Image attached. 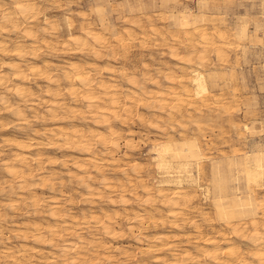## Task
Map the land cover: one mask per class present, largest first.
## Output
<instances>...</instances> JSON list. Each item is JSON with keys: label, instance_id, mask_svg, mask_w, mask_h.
Here are the masks:
<instances>
[{"label": "rangeland", "instance_id": "obj_1", "mask_svg": "<svg viewBox=\"0 0 264 264\" xmlns=\"http://www.w3.org/2000/svg\"><path fill=\"white\" fill-rule=\"evenodd\" d=\"M15 1L0 0V18L4 12L14 9ZM29 1L36 5L33 16L27 15L26 18L18 16L17 23L19 24L16 27L8 24L5 27L7 30L5 28L0 29V38H2L0 42H4L6 45V50L0 51V76L4 78L0 84V213H4L3 215L0 214V234L6 235L4 237L0 235V248L2 247L0 250L3 252L9 250L18 261L24 264H72L71 260H74L76 255L77 264H108L110 262V264H157V262L168 264L174 257L173 252L178 249L177 251L180 253L185 250L187 255L192 257L190 260L185 259L187 264H207L208 261V264H215L205 256L206 249L210 250L212 245H208L207 248L203 241L206 238H217L218 241L223 234L230 241L219 242L220 252H223L227 245L233 246L237 252L240 251L244 254L242 255L246 257V261H253L252 264H257V261L251 259L249 255L252 247L251 241H243L240 237H236L227 227H230L231 224H238L239 215L232 213V210L238 209V202L241 201L245 208L254 209L253 215L258 221L264 218V205H262L264 204V177L254 183L247 177L244 166L248 154L253 152L264 154V0ZM184 20L187 21V28L185 26L183 28L181 25ZM201 23L205 26L203 27ZM138 24H142L145 29L147 36L144 35V39L141 38L138 31ZM152 25L161 34H150ZM69 26L71 27L70 30ZM197 26L199 30L195 31ZM242 28L244 35L240 36L238 33ZM87 29L96 30L106 35V39L108 38L106 46L99 48L91 40H88L86 46L80 48L66 44L70 33L81 36ZM27 31L30 35L27 34ZM127 32H133L138 38L131 45H127L130 57L125 58L122 56L121 48L114 46V37L117 35L126 37ZM202 32L208 34L206 39ZM222 34H224L223 38L221 37ZM22 44L23 46H21ZM216 45L221 47L220 52ZM169 46H172L174 51L172 56L168 50ZM17 47L21 49L16 51L15 48ZM95 50L98 51L97 54H94ZM188 56H192V58L187 64L178 63L184 58L187 59ZM202 56L203 58H201ZM124 58L127 61H123ZM9 60L18 61L20 68L24 70L27 77L14 78V70L5 67V62ZM71 62L82 65L89 71L94 82H105L115 86L124 103L130 101L127 104L132 107L131 115L125 118L127 116L121 114V120L108 118V121H103L102 116L96 113L98 109L96 106L89 110L86 100L81 95L82 93H70L73 88L80 87L79 84L66 76ZM31 66H35L37 69L41 68L42 73H30L29 67ZM189 67L201 71L205 75L209 89L208 99L207 97L200 100L199 98H197L198 100L196 98L186 99L181 94L182 101L168 100L165 102V107L160 109L157 100L146 98L137 89L138 86L152 92L169 89L176 87L179 77L192 91L189 84ZM106 70H110L112 73ZM129 79L135 80V86L129 82ZM93 84L95 85V83ZM94 85L92 86L93 92L103 96V91ZM18 87L22 88L20 94L15 92ZM133 91H137L138 96L130 95ZM125 93L128 94L129 98L127 99L129 100L124 97ZM196 102L199 104V110H197ZM30 106L33 108L32 110ZM17 109L22 110L21 116L16 113ZM168 115L169 117H167ZM172 116L174 117L172 118ZM131 117L133 118L131 119ZM151 119L158 121V127H149L147 121ZM169 126H172V129ZM164 127L167 128V131L163 130ZM110 128L114 129L117 134L110 135ZM44 129L46 130L44 131ZM59 131L71 133L69 137H66ZM9 136L10 138H8ZM81 136H84L83 139ZM165 142L171 143L179 151L186 147V144L190 145L189 149L199 148L200 155L197 156L201 160L198 161V165L193 163L187 174L193 180H184L180 184L175 183V181L164 182L167 174L172 176V180L176 179L180 173L183 177L185 175L183 172H179L180 170L176 167L169 169L168 173H163L157 168L155 148ZM112 143L113 146H111ZM181 146L183 147L181 148ZM101 152L103 153L101 154ZM95 155L99 159H97L96 166L85 163V156L95 157ZM22 156L26 157V161H22ZM172 156L175 158L176 154H172ZM173 161L175 163L178 159H173ZM32 164L34 166H31ZM78 165H84L82 166L84 169L80 170ZM8 166L20 174L26 173L27 170L34 172V176L29 178L30 180L23 181V178L10 175ZM36 172L38 173L36 174ZM50 174H55L56 177H52ZM102 177H105L111 184H116L117 189L115 188L114 191L116 190L117 192H115L120 194L114 195V191L103 188L100 184ZM117 177L118 180H116ZM90 179L95 182L90 181ZM85 182L91 185L93 193L88 191ZM180 187L184 188V191L187 189L186 196L190 193V196L187 197L188 203L191 202V204L185 202L186 205L177 200L175 205L170 201L174 199L172 198L173 191ZM195 191L196 196L193 193ZM125 195L128 196L126 197L128 200L124 198ZM121 196L126 200L125 205L122 203L123 201L121 202ZM133 196L134 198H131ZM141 196L142 198H140ZM129 198L130 202H128ZM113 199L114 201H112ZM37 200L39 201L35 204ZM27 201L29 203L26 204ZM58 203L61 204L58 205ZM43 204L47 208H41L40 206ZM55 205L59 206L60 211H58L62 215H57L54 218L50 216V212L56 208ZM123 208L126 209L125 214H123ZM133 208L135 211L132 213ZM14 209L18 210L15 211ZM178 209L180 210L176 211ZM172 210L175 211L174 215ZM221 210H224L225 213ZM75 211L76 213H73ZM96 212L99 215L100 213L111 215L113 220L110 225L115 232H119L120 236H114L115 239H113V236L105 234L97 224H94L88 216ZM120 212L124 216L120 215ZM127 212L129 213L127 214ZM185 212H187L186 215ZM72 213L75 214V218L79 222V225L75 226L76 228L70 222ZM135 215L142 218L141 223L137 221ZM226 215L229 216V220ZM221 217L222 219H220ZM231 217L232 219H230ZM85 219H88V224H82ZM126 220L131 221L127 222ZM228 221L232 223L227 224ZM129 224L137 226H133V232L126 229ZM149 224L151 227L148 226ZM36 226H41L40 228L44 232L50 227L58 226L59 228L60 226L57 229L62 230L69 226L71 232L67 237H64L65 239L63 238L64 240L58 239L61 245L56 239L52 241V244L56 242L55 247L51 243L45 245L40 243V245L30 237ZM221 226L225 227V229L223 228L225 231ZM27 228L30 230L28 231ZM200 229L202 230L200 231ZM221 229L222 231H220ZM246 229H248L247 232L250 231V227ZM24 230L30 232L27 233L28 238H24L23 234H26ZM126 232L127 235H125ZM139 233L142 235L150 233L148 235L149 238L152 235L150 242L142 238L139 240L136 237L137 235L138 237L141 236ZM165 234L167 236H163ZM44 235L48 236L46 232ZM159 235L162 243L154 241ZM63 241L71 242L73 248L65 251L62 246L67 242L64 243ZM172 241L176 242L173 243ZM24 243L30 245V247L28 245L29 249L26 252L21 250V247L25 245ZM165 243L166 245H162ZM149 244L155 248L146 251L145 248ZM183 245L189 250L184 249ZM246 247L248 250H245ZM1 251L0 264H13L12 259ZM179 252L177 253L180 254ZM188 252L190 253L188 254ZM81 255L85 257L88 255V258L80 257ZM46 258H48V262H45ZM90 258L92 259L90 260ZM178 258L182 259L183 256L179 255ZM223 258L222 261L228 260ZM199 259L200 261H198Z\"/></svg>", "mask_w": 264, "mask_h": 264}, {"label": "bare ground", "instance_id": "obj_2", "mask_svg": "<svg viewBox=\"0 0 264 264\" xmlns=\"http://www.w3.org/2000/svg\"><path fill=\"white\" fill-rule=\"evenodd\" d=\"M11 1V0H10ZM12 1H14V0H12ZM53 2V1H52ZM4 4H5V2H3ZM13 3V2H12ZM1 7V6H0ZM35 11H36V5L33 3V2H31V1H29V0H16L15 1V3H14V9L13 10H8V11H6V12H4L2 15H1V18H0V29H4L8 24H12V26H14V27H16L17 26V24H19V23H17V18H18V16L19 17H21V18H26L27 17V15L29 16V17H31V16H33L34 14H35ZM73 11V10H72ZM38 13V12H37ZM38 15V14H37ZM89 16V15H88ZM35 17H36V15H35ZM46 17V16H45ZM128 17V16H127ZM34 18V17H33ZM67 19V18H66ZM125 19V18H124ZM19 20V19H18ZM49 20V19H48ZM27 21H28V19H27ZM30 21V20H29ZM175 21V20H174ZM180 21H181V19H180ZM210 21H211V19H210ZM44 22V21H43ZM123 22H125V21H123ZM212 22V21H211ZM33 23V22H32ZM174 23H176V22H174ZM179 23V22H178ZM68 24V23H67ZM171 24H172V21H171ZM215 24V23H214ZM27 25V24H26ZM98 25V24H97ZM175 25V24H174ZM181 25H182V27L183 26H185L186 27V25H187V21L186 20H184V21H182V23H181ZM180 25V26H181ZM201 25H202V23H201ZM203 26V25H202ZM205 26V25H204ZM203 26V27H204ZM236 26V25H235ZM238 26V25H237ZM10 27V26H9ZM26 27V26H25ZM29 27V26H28ZM181 27V28H182ZM19 28V27H18ZM24 28V27H23ZM175 28H178L177 26H175ZM184 28V27H183ZM187 28V27H186ZM239 28V27H238ZM6 29V28H5ZM71 29V27L69 26V30ZM203 29V28H202ZM7 30V29H6ZM33 30V29H32ZM199 30V27L197 26L196 28H195V31H198ZM209 30V29H208ZM207 30V31H208ZM247 30V29H246ZM131 31H133V30H131ZM138 31L140 32V34H141V38H143L144 37V35H146L145 34V29H144V27H143V25L142 24H138ZM194 31V32H195ZM223 31V30H222ZM77 32V31H76ZM174 32V31H173ZM205 32V31H204ZM209 32V31H208ZM235 32V31H234ZM119 33V32H118ZM158 33H160V32H158V30L155 28V27H153V25L150 27V34H152V35H156V34H158ZM198 33V32H197ZM27 34H29L30 35V33L27 31ZM81 34V33H80ZM121 34V33H120ZM161 34V33H160ZM169 35H170V33H168ZM173 34V33H172ZM235 34V33H234ZM202 35L204 36V38L206 39V37H207V35L208 34H205V33H203L202 32ZM238 35H240V36H242V35H244V29L242 28L240 31H239V33H238ZM125 36L126 37H124V36H122V35H117V36H115L114 37V46L116 45V46H119V48H121V51H122V56H124L125 58H127V57H130V53H128V48H127V45L128 44H130L131 45V43H133V41L134 40H136L137 38H138V36L136 35V34H134L133 32H127L126 34H125ZM147 36V35H146ZM223 36H224V34H222L221 35V37L223 38ZM33 37V36H32ZM149 37V36H148ZM209 37V36H208ZM6 38V37H5ZM16 38V37H15ZM167 38V37H166ZM1 40H2V38H0ZM13 39V38H12ZM108 39V38H107ZM106 39V35H104V34H102L101 32H99V31H96V30H92V29H87V30H85L83 33H82V35L81 36H75V35H73L72 33H70L69 34V36H68V38H67V42H66V44L67 45H70V44H72V45H74V46H76V47H78V48H80V47H83V46H86L87 44H88V40H91V42H93L94 44H96L99 48H103V47H105L106 46V44H107V42H108V40ZM144 39V38H143ZM165 39V38H164ZM152 40H154V39H152ZM142 42H143V40H141ZM148 41V40H147ZM146 42V41H145ZM29 43V42H28ZM148 43V42H147ZM37 44V43H36ZM169 44V43H168ZM219 44V43H218ZM221 44H223V43H221ZM41 45V44H40ZM9 46V45H8ZM21 46H23V44L21 45ZM165 46V45H164ZM233 46V45H232ZM35 47V46H34ZM134 47V46H133ZM235 47V46H234ZM216 48H217V50L220 52L221 50V47L219 46V45H216ZM21 48L20 47H17V48H15V50L16 51H19ZM6 50V45H5V43L4 42H0V51H5ZM168 50L170 51V56H172V55H174V51H173V49H172V46H169L168 47ZM55 51V50H54ZM98 53V51L97 50H95L94 51V54H97ZM19 56H20V54H18ZM220 56V55H219ZM223 56V55H222ZM37 57H38V55H37ZM119 57V56H118ZM141 57V56H140ZM144 57V56H143ZM125 58L123 59V61H127V60H125ZM191 58H192V56H188V58L187 59H183V58H181V59H183V60H180V61H178V63H182V64H187L190 60H191ZM197 58V57H196ZM201 58H203V56L201 57ZM221 59V58H220ZM118 60V59H117ZM29 61V60H28ZM25 62V61H24ZM36 62V61H35ZM34 62V63H35ZM87 62V61H86ZM138 62H139V60H138ZM26 63V62H25ZM31 63H32V61H31ZM47 63H48V60H47ZM60 64V63H59ZM86 65V64H85ZM178 66H180V65H178ZM5 67L6 68H8V69H11V70H14V78H26L27 77V75L24 73V70L23 69H21L20 68V65H19V62L18 61H16V60H13V61H6L5 62ZM25 68H26V66H25ZM46 68V67H45ZM121 68V67H120ZM137 68V67H136ZM181 68H182V66H181ZM188 68V67H187ZM186 68V69H187ZM122 69H124V68H122ZM127 69V68H126ZM29 70H30V73H32V74H35V73H37V74H41L42 73V70H41V68L40 69H37L35 66H31V67H29ZM67 70V69H66ZM185 70V69H184ZM107 72H110V73H112L110 70H106ZM105 71V72H106ZM115 71V70H114ZM118 71H119V69H118ZM121 71V70H120ZM127 71H128V69H127ZM131 71V70H130ZM7 72V71H6ZM49 72V71H48ZM123 72H124V70H123ZM47 73V72H46ZM128 73H129V71H128ZM128 73H127V75H128ZM188 73L190 74V80H189V84H190V86H191V88H192V91L190 90V89H188V86L187 85H185L184 83H183V81L181 80V79H179V77H178V80H177V84H176V87H170L169 89H161V90H156V91H146V90H144L143 89V87H141V86H138V90L146 97V98H149V99H155V100H157L158 101V103H159V108L160 109H162V108H164L165 107V105H166V101L168 102V100H178V101H182V98L180 97L181 96V94H183L184 96H185V98L186 99H190V98H196V100H198L197 98H199V100L201 99V98H203V97H207V94L209 95V89H208V86H207V80H206V77H205V75L201 72V71H198V70H196V69H193V68H191V67H189V71H188ZM130 75H132V74H130ZM171 75V74H170ZM66 76L68 77V78H70V79H72L74 82H76L77 84H79L78 86H80V87H78L77 89L76 88H73L72 90H71V92L70 93H72V94H74L75 92H78V93H82L81 95H82V97L86 100V102H87V107L89 108V110H90V108H92L93 106H96V108H98L97 110H96V113H98V114H100L101 116H102V120L103 121H108V118H113V119H120L121 120V116L122 115H124V116H127V117H125V118H128V115H131V113H132V107H131V105H129V104H127L128 102H130V101H128L127 103H124V101L121 99V97L119 96V90L115 87V86H113V85H110V84H107V83H105V82H94L93 81V79L91 78V76H90V74H89V71H87L82 65H79V64H77V63H73V62H71L70 64H69V67H68V70H67V73H66ZM93 76V75H92ZM192 76V77H191ZM38 77V76H37ZM101 77V76H100ZM110 77V76H109ZM167 78H171L170 76H166ZM155 78V77H154ZM2 79H4L3 78V76H0V84H2ZM5 80H7V79H5ZM106 80V79H105ZM150 80H153V79H151L150 78ZM172 80V79H171ZM170 80V81H171ZM110 81V80H109ZM158 81V80H157ZM117 82V81H116ZM129 82H131V84L132 85H134L135 86V80L133 79H129ZM7 83V82H6ZM93 83H95V85L93 84ZM111 83V82H110ZM155 83V82H154ZM111 84H113V83H111ZM115 84V83H114ZM157 84V83H156ZM97 86L100 90H102L103 91V96H100V95H97V94H95L94 92H93V89H92V86ZM117 85V84H116ZM33 86V85H32ZM74 87V86H73ZM145 87V86H144ZM54 88V87H53ZM79 88H80V90H79ZM2 89V88H1ZM27 89H28V87H27ZM136 89V90H137ZM32 90V89H31ZM39 90V89H38ZM58 90V89H57ZM126 90V89H125ZM61 91V90H60ZM15 92L16 93H18V94H20V93H22V88H17L16 90H15ZM37 92H39V91H37ZM36 92V93H37ZM127 92V91H126ZM67 93V92H66ZM138 92L137 91H133V93H130V95L132 94V96H138V94H137ZM211 93V92H210ZM223 93V92H222ZM232 93H234V92H232ZM2 94V93H1ZM5 94V93H4ZM4 94H3V96H4ZM212 94V93H211ZM215 94V93H214ZM221 94V93H220ZM125 96V98H126V100H129V99H127V98H129V96H128V94L127 93H125L124 94ZM2 96V97H3ZM46 96H48V95H46ZM140 97V96H139ZM131 98V97H130ZM209 97H207V99H208ZM5 99V98H4ZM3 99V100H4ZM47 99V98H46ZM134 99V98H133ZM226 99V98H225ZM6 100V99H5ZM9 100V99H8ZM218 100V99H217ZM147 101V100H146ZM145 101V102H146ZM156 101V102H157ZM6 102V101H5ZM8 102V101H7ZM10 102V101H9ZM40 102V101H39ZM155 102V103H156ZM221 102V101H220ZM153 103V102H152ZM176 103V102H175ZM197 103V102H196ZM213 103V102H212ZM106 104H108V105H106ZM151 104V103H150ZM149 104V105H150ZM213 104H215V103H213ZM8 105H9V103H8ZM148 105V106H149ZM175 105V104H174ZM181 105V104H180ZM193 105V104H192ZM199 104L197 103V110H199L198 109V106ZM32 106V105H31ZM31 106H30V109L32 110L33 108H31ZM152 107V106H151ZM155 107V106H154ZM193 107V106H192ZM5 108V107H4ZM50 108H52V107H50ZM178 108V107H177ZM176 108V109H177ZM159 109V110H160ZM37 110V109H36ZM54 110H55V108H54ZM139 110V109H138ZM180 110V109H179ZM137 111V110H136ZM153 111V110H152ZM165 111V110H164ZM12 112H14V111H12ZM21 112H22V110H16V113H18L20 116H21ZM155 112V111H154ZM154 112H153V115H154ZM163 112V111H162ZM169 112V111H168ZM25 113V112H24ZM23 113V114H24ZM139 114H140V112H138ZM175 113V112H174ZM179 113H181V112H179ZM43 114V113H42ZM122 114V115H121ZM138 114V115H139ZM142 114V113H141ZM162 114V113H161ZM174 115V114H173ZM25 116V115H24ZM27 116V115H26ZM176 116V115H175ZM28 117V116H27ZM41 117V116H40ZM144 117V116H143ZM158 117V116H157ZM167 117H169V115L167 116ZM174 116H172V118H173ZM181 117V116H180ZM133 117H131V119H132ZM165 118H166V116H165ZM164 118V119H165ZM152 119H155V118H153L152 117ZM148 120L147 122H148V125H149V127H151V128H155V127H158V121H156V120ZM164 119H162V120H164ZM28 120V119H27ZM147 120V119H146ZM122 121H123V119H122ZM127 121V120H126ZM136 121V120H135ZM166 121H168V120H166ZM169 121H170V118H169ZM172 121V120H171ZM28 122V121H27ZM174 122V121H173ZM30 123V122H29ZM120 123V122H119ZM123 123H124V121H123ZM133 123H135L134 121H133ZM140 123H142V122H140ZM163 123H164V121H163ZM112 124V123H111ZM111 124H109V125H111ZM116 124V123H115ZM166 124H168V123H166ZM165 124V125H166ZM197 124V123H196ZM18 125V124H17ZM164 125V126H165ZM199 125V124H198ZM19 126V125H18ZM57 126V125H56ZM108 126V125H107ZM116 126V125H115ZM27 127V126H26ZM53 127V126H52ZM76 127V126H75ZM95 127V126H94ZM169 127H171V129H172V126H169ZM169 127H168V129H169ZM45 128V127H44ZM59 128V127H58ZM74 128V127H73ZM114 128V127H113ZM119 128V127H118ZM129 128V127H128ZM161 128V127H160ZM165 128V127H164ZM18 129V128H17ZM34 129V128H33ZM63 129V128H62ZM72 129V128H71ZM95 129H97L96 127H95ZM167 128H165V129H163V130H166ZM37 130V129H36ZM46 129H44V131H45ZM64 130V129H63ZM70 130V129H69ZM75 130V129H74ZM57 131H58V129H57ZM71 131V130H70ZM78 131V130H77ZM132 131V130H131ZM167 131V130H166ZM165 131V132H166ZM35 132V131H34ZM37 132V131H36ZM51 132V131H50ZM60 132V134H64V135H66V137H69L70 136V133L71 132H67V131H59ZM44 133V132H43ZM58 133V132H57ZM84 133V132H83ZM104 134V133H103ZM109 134L110 135H115V134H117L116 132H115V130L114 129H112V128H110V130H109ZM128 134H130L129 132H128ZM163 134V133H162ZM1 135V134H0ZM49 135V134H48ZM8 136V135H7ZM14 136V135H13ZM12 136V137H13ZM46 136V135H45ZM49 136H52L51 134L49 135ZM104 136V135H103ZM117 136V135H116ZM2 137V136H1ZM3 137H4V135H3ZM64 137V136H63ZM79 137V136H78ZM82 137V139H83V137L84 136H81ZM7 138V137H6ZM8 138H10V136L8 137ZM20 138V137H19ZM18 138V139H19ZM31 139H32V137H30ZM80 138V137H79ZM111 138V137H110ZM115 138V137H114ZM13 139V138H12ZM11 139V140H12ZM15 139V138H14ZM21 139V138H20ZM37 139V138H36ZM63 139V138H62ZM61 139V140H62ZM104 139V138H103ZM102 139V140H103ZM167 139V138H166ZM1 140V139H0ZM8 140V139H7ZM16 140V139H15ZM50 140V139H49ZM69 140V139H68ZM98 140H100V139H98ZM104 140H106V139H104ZM109 140V139H108ZM120 140V139H119ZM12 141H14V140H12ZM32 141H34L33 139H32ZM31 141V142H32ZM39 141H41V140H39ZM46 141V140H45ZM44 141V142H45ZM64 141V140H63ZM126 141V140H125ZM43 142V141H42ZM73 142V141H72ZM75 142V141H74ZM21 143V142H20ZM23 143V142H22ZM40 143V142H39ZM59 143V142H58ZM64 143V142H63ZM103 143V142H102ZM104 143H105V141H104ZM108 143V142H107ZM117 143V142H116ZM127 143V142H126ZM133 143V142H132ZM28 144H30V143H28ZM41 144V143H40ZM59 144H62V143H59ZM97 144V143H96ZM156 144H157V142H156ZM186 144V143H185ZM32 145V144H31ZM36 145H38V144H36ZM82 145V144H81ZM105 145H107V144H105ZM114 144L112 143L111 144V146H113ZM184 145V144H183ZM34 146H35V144H34ZM88 146V145H87ZM91 146V145H90ZM189 146L190 145H188V144H186V147H184V148H182L183 146H181V151H179L178 149L176 150L174 147H173V145L171 144V143H169V142H165V143H161V144H159L156 148H155V154H156V161H157V163H156V166H157V168L159 169V170H161L163 173H168L169 171V169H172V168H174V167H176V168H178L180 171L179 172H183V174H185L184 175V177H183V175H181V173H180V175H177V178L176 179H171V175H168L167 174V176L165 177V179H164V182H166V183H168V182H172V181H175V183H178V184H180V183H182L184 180H186V181H190V180H193V178L191 179L190 177H189V175H187L188 174V172H189V170H190V167H191V165L194 163V164H197L198 163V161L199 160H201L200 159V157H198L197 155L199 154L200 155V152H199V148L198 149H189ZM82 147V146H81ZM84 147V146H83ZM129 147V146H128ZM26 148V147H25ZM96 148V147H95ZM105 148V147H104ZM109 148V147H108ZM115 148V147H114ZM154 148V147H153ZM82 149V148H81ZM84 149H85V147H84ZM109 150V149H108ZM115 150H118V149H115ZM14 151V150H13ZM99 151V150H98ZM104 151V150H103ZM19 152V151H18ZM109 152V151H108ZM83 153V152H82ZM87 153V152H86ZM103 152H101V154H102ZM19 154H20V152H19ZM93 154H94V152H93ZM92 154V155H93ZM105 154V153H104ZM112 154V153H111ZM172 154H176V157L174 158L173 156H172ZM245 154V153H244ZM21 155H23V153H21ZM25 155V154H24ZM26 156H28V155H26ZM101 156V155H100ZM109 156H111L110 154H109ZM32 157V156H31ZM56 157V156H55ZM104 157V156H103ZM106 157V156H105ZM85 158H86V160H84L83 158V160L85 161V163H87V164H94L95 166H96V162L99 160L98 158H96V155H95V157L94 156H89V157H86L85 156ZM182 159V160H179V159ZM98 159V160H97ZM117 159V158H116ZM173 159H178V161H176L175 163H173L174 161H173ZM32 160V159H31ZM113 160V159H112ZM115 160V159H114ZM242 160H243V158H242ZM241 160V161H242ZM22 161H26V157L25 156H22ZM110 161H111V158H110ZM31 162V161H30ZM52 162H53V159H52ZM63 162V161H62ZM66 162V161H65ZM74 162V161H73ZM113 162V161H112ZM117 162V161H116ZM116 162H114V163H116ZM7 163V162H6ZM11 163H12V159H11ZM19 163V162H18ZM10 164V163H9ZM83 164V163H82ZM174 164H175V166H174ZM8 165V164H7ZM75 165V164H74ZM99 165V164H98ZM119 165H120V163H119ZM198 165V164H197ZM20 166V165H19ZM30 166V165H29ZM28 166V167H29ZM31 166H34L33 164L31 165ZM82 166H84V165H82ZM81 165H78V168L80 169V170H83L84 169V167H82ZM104 166V168H106V166L105 165H103ZM102 166V167H103ZM244 166H245V170H246V175H247V177L249 178V179H251L254 183H256L258 180H260L261 178H263L264 177V154L262 153V152H253V153H250V154H248L247 156H246V161H245V163H244ZM18 167V166H17ZM16 167V168H17ZM27 167V168H28ZM74 167V166H73ZM114 167H116V166H114ZM121 168H122V166H120ZM197 167V166H196ZM29 168H31V167H29ZM41 168V167H40ZM77 168V167H76ZM88 168V167H87ZM233 168V167H232ZM53 169V168H52ZM96 169V168H95ZM118 169V168H117ZM19 170V169H18ZM30 170V169H29ZM98 170V169H97ZM121 170V169H120ZM119 170V171H120ZM21 171V170H20ZM40 171V170H39ZM118 171V170H117ZM171 171V170H170ZM8 172H9V174L10 175H12L13 177H20V178H23V181L25 180H27V179H29V178H32L34 175H33V173L32 172H28V170H27V172L26 173H19L17 170H15L14 168H9V166H8ZM53 172H56V171H53ZM127 172V171H126ZM38 172H36V174H37ZM59 173V172H58ZM102 173V172H101ZM55 174H57V173H55ZM54 174V175H55ZM128 174V173H127ZM134 174V173H133ZM46 175V174H45ZM48 175V174H47ZM51 175V174H50ZM54 175H51L52 177H56V175L54 176ZM92 175V174H91ZM11 176V177H12ZM39 176H41V175H39ZM124 176H125V174H124ZM58 177V176H57ZM72 177H73V175H72ZM80 178H81V176H79ZM107 177V176H106ZM80 178H79V180H80ZM96 179H98L97 177H95ZM95 178H93V180L95 179ZM132 178V177H131ZM185 178V179H184ZM14 179V178H13ZM46 179V178H45ZM88 179H89V177H88ZM92 179V178H91ZM90 179V181H93V180H91ZM96 179H95V181H96ZM141 179V178H140ZM6 180V179H5ZM30 180V179H29ZM44 180V179H43ZM116 180H118V177H117V179ZM47 181V180H46ZM95 181H93V182H95ZM120 181V180H119ZM122 181V180H121ZM126 181V180H125ZM131 181V180H130ZM10 182H11V180H10ZM30 182V181H29ZM53 183H54V181H52ZM88 182V181H87ZM117 182V181H116ZM140 182H141V180H140ZM24 183V182H23ZM37 183V182H36ZM56 183V182H55ZM60 183V182H59ZM78 183V182H77ZM86 183V182H85ZM113 183V182H112ZM192 183H193V181H192ZM5 184V183H4ZM20 184V183H19ZM42 184H43V181H42ZM87 184V189H88V191H90V192H92V187H91V185L89 184V183H86ZM100 184H101V186H103V188H105V189H107L108 191H114V189L116 188L115 187V185L116 184H111L110 182H108L107 180H106V178L105 177H102L101 179H100ZM119 184V183H118ZM6 185H7V183H6ZM28 185V184H27ZM30 185V184H29ZM35 185V184H34ZM37 185H38V183H37ZM51 185H53V184H51ZM199 185V184H198ZM3 186H5V185H3ZM2 186V187H3ZM22 186H24V185H22ZM41 186V185H40ZM125 186V185H124ZM194 186V185H193ZM20 187V186H19ZM29 187V186H28ZM191 187V186H190ZM21 188V187H20ZM42 188V187H41ZM44 188V187H43ZM54 188V187H53ZM52 188V189H53ZM95 188V187H94ZM119 188V187H118ZM148 188V187H147ZM175 188V187H174ZM201 188V187H200ZM12 189V188H11ZM24 189V188H23ZM117 189V188H116ZM202 189V188H201ZM14 190V189H13ZM17 190H19V189H17ZM128 190V189H127ZM133 190V189H132ZM135 190V189H134ZM133 190V191H134ZM138 190V189H137ZM136 190V191H137ZM173 190V189H172ZM186 191H187V189H185ZM198 190V189H197ZM98 191V190H97ZM116 191V190H115ZM114 191V192H115ZM186 191H184V188H182V187H180V188H177V189H175L174 191H173V193H172V198H174V199H172V200H170V201H172V204H177V200L178 201H182L183 203H185V202H187L188 203V201H189V199H188V195L190 194H188L187 196H186ZM194 191V190H193ZM17 192V191H16ZM117 192V191H116ZM114 193V195L115 194H120V193ZM121 192V191H120ZM132 192V191H131ZM149 192V191H148ZM153 192V191H152ZM166 192V191H165ZM8 193V192H7ZM87 193V192H86ZM85 193V194H86ZM93 193V192H92ZM96 193V192H95ZM129 193V192H128ZM137 193V192H136ZM150 193V192H149ZM160 193V192H159ZM159 193H157V194H159ZM194 194L196 193V191L195 192H193ZM124 194V193H123ZM132 194V193H131ZM154 194V193H153ZM166 194V193H165ZM89 195V194H88ZM113 195V194H112ZM137 195V194H136ZM150 195V194H149ZM191 195H192V193H191ZM62 196V195H61ZM86 196V195H85ZM90 196V195H89ZM88 196V197H89ZM118 196V195H117ZM116 196V197H117ZM123 196V195H122ZM122 196L120 197V198H122ZM128 196H129V194H128ZM128 196H126L125 195V199H127L126 197H128ZM135 196V195H134ZM134 196L133 197H131V198H134ZM160 196V195H159ZM190 196V195H189ZM195 196H196V194H195ZM101 197V196H100ZM166 197V196H165ZM16 198V197H15ZM22 198H24V197H22ZM35 198V197H34ZM102 198V197H101ZM100 198V199H101ZM110 198V197H109ZM118 198V197H117ZM124 198H122V200H121V202L122 203H124V205H125V202H126V200L124 199ZM136 198V197H135ZM140 198H142V196L140 197ZM139 198V199H140ZM148 198H149V196H148ZM196 198V197H195ZM194 198V199H195ZM264 198V197H263ZM36 199V198H35ZM137 199V198H136ZM146 199H147V197H146ZM85 200H87V199H85ZM128 200V199H127ZM215 200V199H214ZM31 201V200H30ZM38 201L39 200H37V202L35 203L34 201H33V204L35 203V204H37L38 203ZM90 201V200H89ZM112 201H114V199L112 200ZM238 201H240V200H238ZM263 201V200H262ZM45 202V201H44ZM65 202V201H64ZM128 202H130V198H129V201ZM193 202V201H192ZM27 203H29L28 201L26 202V204ZM43 203V202H42ZM72 203V202H71ZM119 203V202H118ZM144 203V202H143ZM149 203V202H148ZM183 203H180V204H183ZM263 203V202H262ZM5 204V203H4ZM11 204V203H10ZM26 204H25V206H26ZM44 204H46V203H44ZM44 204H43V206H40L41 208H47V207H45L44 206ZM54 204V203H53ZM56 204V203H55ZM59 204H61V203H58V205ZM147 204V203H146ZM153 204V203H152ZM186 204V203H185ZM188 204H191V202L190 203H188ZM42 205V204H41ZM50 205V204H49ZM58 205H55V209L54 210H52L51 212H50V216H52V217H56L57 215L59 216V215H62V214H60L59 213V206ZM92 205V204H91ZM187 205V204H186ZM260 205V204H259ZM262 205H264V204H262ZM32 206H34V205H32ZM36 206V205H35ZM48 206V205H47ZM57 206H58V209H57ZM194 206V205H193ZM239 208L238 209H235V210H232V213H236V214H238L239 215V218L238 217H236V218H238V224H231L229 221L227 222V224H231V226L230 227H227V229L228 228H230L231 229V232L233 233V235H235L236 237H240L243 241H246V240H250L251 241V243H250V245L252 246L251 247V250H250V253H249V255L251 256L250 258L252 259H255L256 261H257V264H264V218L263 219H259V221H258V219H256L255 217H254V209H251V210H249L248 208H245L244 206V203L241 201V202H238V205H237ZM39 207V208H40ZM53 207H54V205H53ZM67 207V206H66ZM170 207V206H169ZM188 207V206H187ZM20 208H23V207H20ZM100 208V207H99ZM125 208V207H124ZM123 208V209H124ZM175 208V207H174ZM181 208V207H180ZM184 208V207H183ZM194 208V207H193ZM261 208V207H260ZM19 209V208H18ZM18 209H16V210H18ZM52 209V208H51ZM101 210H104V209H102V208H100ZM126 209H128L127 207H126ZM126 209H124V212H123V214H125L126 212ZM134 209V208H133ZM188 209V208H187ZM198 209H199V207H198ZM15 210V209H14ZM15 210V211H16ZM19 210H21V209H19ZM35 210V209H34ZM37 210H39L38 209V207H37ZM41 210V209H40ZM59 210V211H58ZM65 210V209H64ZM119 210V209H118ZM130 210V209H129ZM175 210V209H174ZM174 210H172L171 212H172V214L175 212ZM180 209H178V210H176V211H179ZM182 210V209H181ZM23 211V210H22ZM28 211H30V210H28ZM42 211H43V209H42ZM42 211H41V214H42ZM71 211H72V209H71ZM91 211V210H90ZM89 211V212H90ZM123 211V210H122ZM131 211V210H130ZM135 211V209L134 210H132V213ZM138 211V210H137ZM147 211V210H146ZM195 211H197V210H195ZM221 211H223L224 213H225V211L224 210H221ZM33 212H35V211H33ZM38 212V211H37ZM82 212V211H81ZM93 212V211H92ZM95 212V211H94ZM98 212V211H97ZM96 212V213H97ZM100 212V211H99ZM105 213H106V211H104ZM118 212V211H117ZM149 212V211H148ZM170 212V213H171ZM181 212V211H180ZM192 212V211H191ZM26 213V212H25ZM73 213H76V211L75 212H73ZM73 213H72V215H73ZM91 214V215H89L88 217L91 219V221H93L94 222V224H97L102 230H103V232L105 233V234H107V235H111V236H116L117 237V235H119V232H115L114 231V229L111 227V225H110V223L112 222V217H111V215H109V214H102V213H100V215H99V213H97V214ZM108 213V212H107ZM119 213V212H118ZM129 212H127V214H128ZM167 213H168V211H167ZM181 213H183V212H181ZM190 213V212H189ZM196 213V212H195ZM201 213V212H200ZM223 213V214H224ZM226 213H227V211H226ZM229 213V212H228ZM1 215H3L4 213L2 212V213H0ZM34 214V213H33ZM78 214V213H77ZM90 214V213H89ZM111 214V213H110ZM122 213L120 212V215H121ZM122 214V215H123ZM176 214H178V213H176ZM184 214V213H183ZM187 214V212H185V215ZM235 214V215H236ZM36 215V214H35ZM34 215V216H35ZM84 215V214H83ZM130 215V214H129ZM174 215V214H173ZM179 215H182V214H180L179 213ZM178 215V216H179ZM256 215V214H255ZM79 216H81V215H79ZM113 216H115V215H113ZM124 216V215H123ZM122 216V217H123ZM176 216V215H175ZM202 216V215H201ZM224 216V215H223ZM227 216V215H226ZM4 217V216H3ZM32 217V216H31ZM77 217V216H76ZM83 217V216H82ZM131 217V216H130ZM187 217H188V215H187ZM191 217V216H190ZM229 216H227V218H228ZM235 217V216H234ZM33 218V217H32ZM83 218H85V217H83ZM118 218V217H117ZM135 218L137 219V221H139L140 223L142 222V218H140V217H138V215H135ZM163 218V217H162ZM224 218V217H223ZM28 219V218H27ZM63 219V218H62ZM70 222L72 223V226L74 225V228H76L75 226L76 225H79V222H78V220L75 218V214L73 215V216H70ZM79 219V218H78ZM121 219V218H120ZM119 219V220H120ZM126 219H130V218H126ZM132 219V218H131ZM170 219V218H169ZM220 219H222V217L220 218ZM230 219H232V217L230 218ZM4 220V219H3ZM88 220V219H87ZM86 219H85V221L84 222H82V224H88ZM145 219L143 218V221H144ZM163 220V219H162ZM164 220H166L165 218H164ZM172 220V219H171ZM175 220V219H174ZM180 220H182V219H180ZM184 220V219H183ZM228 220H229V218H228ZM233 220H235V219H233ZM6 221V220H5ZM116 221V220H115ZM122 221V220H121ZM127 221V220H126ZM128 221H131V220H128ZM127 221V222H128ZM160 222H161V220H159ZM159 222V223H160ZM168 222V221H167ZM177 222V221H176ZM184 222V221H183ZM182 222V223H183ZM190 222V221H189ZM56 223V222H55ZM114 223H116V222H114ZM126 223V222H125ZM130 223V222H129ZM188 223V222H187ZM4 224H6V223H4ZM36 224H37V222H36ZM67 224V223H66ZM91 224V223H90ZM89 224V225H90ZM118 224V223H117ZM116 224V225H117ZM122 224V223H121ZM131 224H133V223H131ZM143 224V223H142ZM147 224H148V222H147ZM180 224V223H179ZM178 224V225H179ZM192 224V223H191ZM220 224H222V223H220ZM226 224V223H225ZM58 225V224H57ZM120 225V224H119ZM127 225V224H126ZM125 225V226H126ZM170 225V224H169ZM182 225H184V224H182ZM199 225V224H198ZM7 226V225H6ZM134 226V225H133ZM133 226L132 225H130L129 224V226H127V228L126 229H128L130 232H133L132 230H133ZM148 226H150V224L148 225ZM225 226V225H224ZM19 227V226H18ZM41 227V226H40ZM40 227H38V226H36L35 228H34V231L30 234V237L35 241V242H37V243H42V244H46V243H51L52 244V241L54 240V239H56V241L58 240V239H63L65 236L67 237V235L68 234H70V229H69V226H66L64 229H62V230H58L59 228H60V226H59V228H58V226H56V227H50V228H48V229H46L45 230V232H46V234H48V236H46V235H44L45 234V232L43 231V230H41V228ZM89 227V226H88ZM115 227V226H114ZM124 227V226H123ZM134 227H137V226H134ZM151 227V226H150ZM156 227H157V225H156ZM222 227V229L224 228L225 229V227H223V226H221ZM247 227H250V231L249 232H247V230L248 229H246ZM11 228V227H10ZM58 228V229H57ZM73 228V227H72ZM141 228V227H140ZM200 228H201V226H200ZM19 229V228H18ZM28 229V228H27ZM79 229V228H78ZM82 229V228H81ZM97 229H99V228H97ZM116 229H117V227H116ZM124 229V228H123ZM135 229V228H134ZM142 229H144V228H142ZM222 229L220 230V231H222ZM223 229V230H224ZM244 229H245V231H246V233H245V231H244ZM20 230V229H19ZM22 230H23V228H22ZM30 229H28V231H29ZM118 230V229H117ZM120 230H121V228H120ZM202 229H200V231H201ZM217 230V229H216ZM9 231V230H8ZM82 231V230H81ZM97 231V230H96ZM137 231V230H136ZM135 231V232H136ZM145 231V230H144ZM205 231V230H204ZM211 231H213V230H211ZM211 231H210V233H211ZM219 231V230H218ZM225 231V230H224ZM3 232V231H2ZM10 232V231H9ZM19 232V234H20V231H18ZM24 232L26 233V234H23V236H24V238H28V235H27V233H30V232H26L25 230H24ZM23 232V233H24ZM75 231H73V233H74ZM78 232V231H77ZM124 232V231H123ZM141 232H142V230H141ZM199 232V231H198ZM198 232H196V233H198ZM6 233V232H5ZM11 233H13V232H11ZM14 233H15V231H14ZM76 233V232H75ZM79 233V232H78ZM77 233V234H78ZM98 233V232H97ZM146 233V232H145ZM163 233V232H162ZM205 233V232H204ZM213 233V232H212ZM215 233V232H214ZM224 233V232H223ZM79 234H81V232L79 233ZM83 234H85V233H83ZM96 234V233H95ZM141 236H139L138 237V235L136 236L139 240H140V238H142V239H144L145 241H148V242H150L149 240H150V238H151V236H150V238H149V236L148 235H150V233L148 234V235H146V234H144V235H142L141 233H139ZM152 234H153V232H152ZM170 234V233H169ZM180 234V233H179ZM178 234V235H179ZM182 234V233H181ZM207 234H209V233H207ZM217 234V233H216ZM222 234V233H221ZM220 234V235H221ZM0 235H3V233H1ZM10 235V234H9ZM16 235V234H15ZM71 235H72V233H71ZM92 235H94L93 233H92ZM125 235H127V232H126V234ZM4 236H6V235H3V237ZM18 236V235H17ZM20 236V235H19ZM98 236V235H97ZM120 236V235H119ZM118 236V237H119ZM121 236H122V233H121ZM147 236H148V238H147ZM163 236H167L166 234L165 235H163ZM190 236V235H189ZM222 237H219V238H221V239H219L218 241L216 240L217 238H214V239H211V238H206V239H204V241H203V244L204 245H207V248H208V245H212V247H211V249L210 250H207L206 249V251H205V256L207 257V258H209L210 259V261H212V263L214 262L215 264H237V263H241V264H252V262H248V261H246V257L245 256H243L244 254L243 253H241L240 251L239 252H237L235 249H234V247L233 246H228L227 245V247L226 248H224L223 250V252H220V247H219V242L221 241V242H225V241H227L228 239H227V237L225 236V235H221ZM16 237V236H15ZM86 237V236H85ZM89 237V236H88ZM99 237V236H98ZM105 237V236H104ZM108 237V236H107ZM130 237V236H129ZM135 237V238H136ZM178 237V236H177ZM16 238H18V237H16ZM74 238V237H73ZM76 238H77V236H76ZM155 238V237H154ZM160 238H161V236L159 235L158 237H156V240H154V241H158V242H161L160 241ZM169 238H170V236H169ZM202 238V237H201ZM201 238H198L199 240H201ZM229 238V237H228ZM10 239V238H9ZM65 239V238H64ZM63 239V240H64ZM75 239V238H74ZM113 239H115V237L113 238ZM138 239H137V241H138ZM168 239V238H167ZM198 239H196V240H198ZM27 240V239H26ZM67 240V239H66ZM164 240V238L162 239V241ZM1 241V240H0ZM30 241V240H29ZM28 241V242H29ZM55 241V240H54ZM88 241H90V240H88ZM98 241V240H97ZM106 241V240H105ZM105 241H102V242H105ZM143 241V240H142ZM153 241V242H154ZM228 241H230V240H228ZM26 242V241H25ZM57 242H59V240L57 241ZM64 243L65 242H67L66 244H63L64 246H62L63 247V249L66 251V250H70L71 248H73V246H72V244H71V242H73L72 240H71V242H69L68 243V241H63ZM86 242V241H85ZM140 242V241H139ZM173 242V241H172ZM176 241H174L173 243H175ZM178 242V241H177ZM188 242V241H187ZM195 242V241H194ZM248 242V241H247ZM89 243V242H88ZM105 243H107V242H105ZM110 243H113V242H110ZM141 243V242H140ZM162 243V242H161ZM164 243V242H163ZM180 243V242H179ZM186 243V242H185ZM3 244V243H2ZM22 244V243H21ZM25 244V243H24ZM55 244H56V242L55 243H53L52 245H54V247H55ZM58 244H60V242L58 243ZM78 244H81V243H78ZM102 244V243H101ZM104 244V243H103ZM188 244V243H187ZM194 244V243H193ZM6 245V244H5ZM29 245V244H28ZM28 245H23L22 247H21V250H22V252H26V251H28V249H29V247H30V245H29V247H28ZM32 245V244H31ZM41 245V244H40ZM61 245V244H60ZM82 245V244H81ZM80 245V246H81ZM115 245V244H114ZM142 245V244H141ZM140 245V246H141ZM155 245V244H154ZM162 245H166V243L165 244H162ZM162 245L161 244H159V246H161L162 247ZM236 245V244H235ZM238 245V244H237ZM249 245V244H248ZM247 245V246H248ZM16 246V245H15ZM78 246V245H77ZM158 246V245H157ZM158 246V247H159ZM172 246V245H171ZM189 246V245H188ZM203 246V245H202ZM201 246V247H202ZM213 246H214V248H213ZM242 246V245H241ZM240 246V247H241ZM14 247V246H13ZM42 247V246H41ZM41 247H39L40 249H41ZM75 247V246H74ZM82 247V246H81ZM86 247V246H85ZM139 247V246H138ZM175 248H176V246H174ZM204 247H206V246H204ZM238 247V246H237ZM76 248V247H75ZM83 248V247H82ZM95 248V247H94ZM98 248V247H97ZM151 248H155V247H152L150 244L149 245H147L146 246V251L148 250V249H151ZM179 248H181V247H179ZM183 248L184 249H186L185 248V246L183 245ZM213 248V249H212ZM222 248V247H221ZM247 248V247H246ZM0 249H2V247L0 248ZM10 249V248H9ZM36 249H38V248H36ZM44 249V248H43ZM100 249V248H99ZM98 249V250H99ZM117 249V248H116ZM240 249V248H239ZM244 249V248H243ZM13 250V249H12ZM11 250V251H12ZM42 250V249H41ZM75 250V249H74ZM94 250H96V249H94ZM178 250V249H177ZM176 250V252H173V255H174V257L173 258H171L172 260L168 263V264H187V261L185 260V259H191L192 257H189L188 255H187V252L185 251V250H183L184 252H179V251H177ZM187 250V249H186ZM189 250V249H188ZM187 250V251H188ZM245 250H248V248L247 249H245ZM244 250V251H245ZM1 251V250H0ZM49 251V250H48ZM91 251V250H90ZM103 251V250H102ZM138 251V250H137ZM140 251V250H139ZM181 251V250H180ZM190 251H191V249H190ZM244 251H242V252H244ZM1 252H3V251H1ZM63 252V251H62ZM89 252V251H88ZM92 252V251H91ZM155 252V251H154ZM160 252V251H159ZM177 252H179L180 254H178ZM192 252V251H191ZM18 253V252H17ZM87 253V252H86ZM85 253V254H86ZM99 253V252H98ZM141 253V252H140ZM165 253V252H164ZM190 252H188V254H189ZM238 253V254H237ZM1 254V253H0ZM3 254H5L6 256H8V257H10L11 259H12V262H13V264H24V263H22V262H20V261H18V259L15 257V255H13L11 252H9V250L8 251H5V252H3ZM16 254V253H15ZM23 254V253H22ZM43 254V253H42ZM84 254V255H85ZM89 254H91V253H89ZM95 254H97V253H95ZM113 254V253H112ZM116 255H117V253H115ZM139 254V253H138ZM192 255H193V253H191ZM243 254V255H242ZM246 254V253H245ZM121 255V254H120ZM124 255H126V254H124ZM123 255V256H124ZM129 255V254H128ZM141 255V254H140ZM139 255V256H140ZM156 255H158V254H156ZM166 255V254H165ZM179 255H182L183 256V258L181 259H179L178 258V256ZM197 255V254H196ZM88 256V255H87ZM85 257V256H80V257H83V258H88V257ZM90 256V255H89ZM96 256V255H95ZM98 256V255H97ZM131 256V255H130ZM159 256H162V255H159ZM159 256H158V258H159ZM167 256V255H166ZM194 256V255H193ZM5 257V256H4ZM20 257V256H19ZM34 257V256H33ZM76 257H77V255H76ZM75 257V258H76ZM79 257V258H80ZM103 257V256H102ZM111 257H113V256H111ZM119 257V256H118ZM163 257H165V256H163ZM226 258V259H228L227 261L224 259V258ZM27 258V257H26ZM51 258H53V257H51ZM51 258H49V259H51ZM74 258V260L72 259L71 261V263L72 264H77L78 263V261L76 262V259ZM95 258V257H94ZM104 258V257H103ZM120 258V257H119ZM118 258V259H119ZM129 258V257H128ZM222 258L225 260V261H222ZM23 259V258H22ZM25 259V258H24ZM33 259V258H32ZM43 259V258H42ZM48 258H46L45 259V262H48V260H47ZM54 259V258H53ZM92 258H90V260H91ZM113 259V258H112ZM117 259V260H118ZM142 259V258H141ZM206 259V258H205ZM39 260V259H38ZM37 260V261H38ZM44 260V259H43ZM42 260V261H43ZM86 260V259H85ZM85 260H83V261H85ZM121 260V259H120ZM153 260H155V259H153ZM3 261V260H2ZM25 261V260H24ZM23 261V262H24ZM27 261V260H26ZM41 261V260H40ZM57 261V260H56ZM81 261V260H80ZM95 261V260H94ZM114 261V260H113ZM142 261V260H141ZM157 261V260H156ZM164 261H165V258H164ZM198 261H200V259L198 260ZM250 261V260H249ZM5 262V261H4ZM34 262V261H33ZM44 262V261H43ZM76 262V263H75ZM124 262V261H123ZM147 262V261H146ZM2 263V262H1ZM54 263H56L55 261H54ZM64 263V262H63ZM111 263V262H110ZM110 263H108V264H110ZM119 263V262H118ZM139 263V262H138ZM141 263V262H140ZM208 263H209V261H208ZM207 263V264H208ZM35 264V263H34ZM37 264V263H36ZM42 264V263H41ZM48 264V263H47ZM92 264V263H91ZM100 264V263H99ZM113 264V263H112ZM114 264H116V263H114ZM152 264V263H151ZM157 264H159L158 262H157Z\"/></svg>", "mask_w": 264, "mask_h": 264}]
</instances>
